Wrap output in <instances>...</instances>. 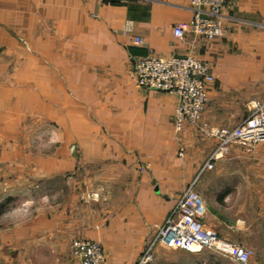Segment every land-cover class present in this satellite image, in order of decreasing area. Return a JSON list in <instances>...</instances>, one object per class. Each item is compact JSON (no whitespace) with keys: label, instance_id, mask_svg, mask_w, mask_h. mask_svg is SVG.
I'll list each match as a JSON object with an SVG mask.
<instances>
[{"label":"crops","instance_id":"1","mask_svg":"<svg viewBox=\"0 0 264 264\" xmlns=\"http://www.w3.org/2000/svg\"><path fill=\"white\" fill-rule=\"evenodd\" d=\"M193 13L191 0H0V167L71 185L68 205L27 227V263L78 264L72 244L87 239L101 243L106 264H137L216 147L196 128L175 131V95L136 84L135 61L149 53L137 37L160 56L209 64L211 126L235 127L264 101V0L226 7L212 41L175 37ZM37 126L45 138L33 145ZM195 190L207 229L264 239V143L251 153L235 147ZM259 246L251 264H264ZM162 248L155 264H235L179 249L169 258Z\"/></svg>","mask_w":264,"mask_h":264},{"label":"built area","instance_id":"2","mask_svg":"<svg viewBox=\"0 0 264 264\" xmlns=\"http://www.w3.org/2000/svg\"><path fill=\"white\" fill-rule=\"evenodd\" d=\"M236 2L191 0L193 17L187 23L175 25V37L183 39L189 33L208 41L221 37L224 33V9ZM135 44L149 51L148 55L135 61L136 84L141 89L175 95V131L180 134L189 128H196L202 136L216 141L214 151L200 168L195 180L184 189L165 222L156 226L154 232L151 230V237L146 241L138 264L151 262L159 246L190 253L208 251L235 264H251L254 256L252 250L205 227L200 213L201 198L195 186L203 173L214 169L217 161L228 158L235 147L251 153L257 145L264 143V101H252L248 116L235 127L211 126L204 118L208 86L214 81L209 64L191 55L160 56L140 37L135 39ZM180 155L184 156L182 148ZM73 249L79 264H106L104 248L98 242L76 240Z\"/></svg>","mask_w":264,"mask_h":264},{"label":"rangeland","instance_id":"3","mask_svg":"<svg viewBox=\"0 0 264 264\" xmlns=\"http://www.w3.org/2000/svg\"><path fill=\"white\" fill-rule=\"evenodd\" d=\"M34 131L29 137V142L33 145L42 144L41 142L45 137H43V134L38 133L40 132L38 126ZM29 176L27 178V169L0 167V264H29L27 263V255L32 251L30 249L27 250V227L39 217L42 210L55 212L68 205L71 200L70 184L66 182L56 184L48 180V184L39 185V176ZM57 180L60 181L61 179ZM43 186L44 188H41ZM56 187L60 190L63 188V191L59 193L53 192L52 190L56 189ZM89 196L92 199H98L99 195L87 190L82 195L86 199ZM155 227L152 228L153 232ZM226 229V237L224 235L222 237L252 250L253 253L254 248L260 252L263 251V246H259L263 244V233H250L247 230L235 231L231 226ZM150 237L151 235L148 238ZM145 247L146 243L144 249ZM159 247L155 249L154 258L148 264H155L157 262ZM163 249L166 248H162L161 250ZM31 250L34 251L36 249L31 248ZM166 250H170L171 252L164 251L165 256L167 255L166 257H169V255L173 258L179 257V255L174 253L176 251L172 249ZM201 253H204V255H215L208 251Z\"/></svg>","mask_w":264,"mask_h":264}]
</instances>
